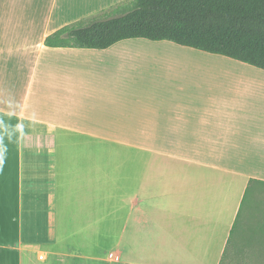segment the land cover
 <instances>
[{
  "label": "crops",
  "instance_id": "obj_1",
  "mask_svg": "<svg viewBox=\"0 0 264 264\" xmlns=\"http://www.w3.org/2000/svg\"><path fill=\"white\" fill-rule=\"evenodd\" d=\"M122 1L0 0V264H218L264 182V106L237 74L264 70L167 40L44 45ZM190 49L222 67L191 73Z\"/></svg>",
  "mask_w": 264,
  "mask_h": 264
},
{
  "label": "trees",
  "instance_id": "obj_2",
  "mask_svg": "<svg viewBox=\"0 0 264 264\" xmlns=\"http://www.w3.org/2000/svg\"><path fill=\"white\" fill-rule=\"evenodd\" d=\"M133 38L167 40L264 70V0H124L57 29L44 45L106 49ZM255 182L259 190L264 187L263 181ZM250 186L218 264L244 251L264 260V202H254L244 223L238 220ZM251 246L259 252L248 251Z\"/></svg>",
  "mask_w": 264,
  "mask_h": 264
},
{
  "label": "rangeland",
  "instance_id": "obj_3",
  "mask_svg": "<svg viewBox=\"0 0 264 264\" xmlns=\"http://www.w3.org/2000/svg\"><path fill=\"white\" fill-rule=\"evenodd\" d=\"M109 9V8H108ZM100 12H97L96 14L92 15L95 16ZM90 17V16H89ZM149 50V51H147ZM164 52V51H163ZM162 51L160 50H152V48H146L145 50H141V54H145L147 56H158L160 55L161 57H163L164 61L166 60L165 58H167V63L171 62L170 61V56H174L175 54L172 51H168L166 54H164ZM190 52L191 51L190 49ZM173 53V54H172ZM194 53H190V55H192ZM194 56V55H192ZM195 59H199L198 61H202V62H198L195 60H190V72L194 73V74H201V75H205L207 73L208 69H218L221 68L222 66L219 64H213L212 62H210L209 64H207L206 59H201L198 57H194ZM203 61H205L206 63H204ZM194 62V63H192ZM199 63V64H198ZM175 69L177 71H182L184 70L183 67H181L179 65V63H175ZM211 65V66H210ZM213 67V68H212ZM220 70V69H219ZM246 71H242L244 73H237L240 76L238 77V79L243 80V82H247L248 84L251 85H257L258 86V91H257V101L260 103L261 108L263 109V101H264V74H260V73H253L252 71H249L247 69H244ZM246 72V73H245ZM226 74L225 72H222ZM227 75V74H226ZM264 114V113H262ZM261 114V115H262ZM256 187V185H251L250 188L247 191V194L244 198V202L242 205V209H241V213H240V217H239V222L240 225L242 223H244V221L247 220L249 214H250V207L254 204V202H259V203H263L264 202V187H261L260 190ZM256 194H261L258 195V197H256ZM253 208V207H252ZM261 212H264V210H262ZM248 223V222H247ZM248 251H256L259 252L258 248L256 246H251V248ZM247 251L242 252L240 255H232L231 259H225V264H264V260L261 261V259H255V257L251 258V255L248 256V254H246Z\"/></svg>",
  "mask_w": 264,
  "mask_h": 264
},
{
  "label": "bare ground",
  "instance_id": "obj_4",
  "mask_svg": "<svg viewBox=\"0 0 264 264\" xmlns=\"http://www.w3.org/2000/svg\"><path fill=\"white\" fill-rule=\"evenodd\" d=\"M162 49V48H161ZM147 51H149V50H147ZM190 53H192V52H190ZM173 54V53H172ZM175 54V53H174ZM176 55H178V54H176ZM181 55V54H180ZM184 56V55H183ZM187 57H190V60H195V61H198L197 59H195L194 57H196V56H188V55H186ZM154 58V57H153ZM184 59V58H183ZM187 59V58H186ZM198 62H202V61H198ZM204 63H206L205 61H203ZM192 63H194V62H192ZM210 62L209 61H207V64H209ZM199 64V63H198ZM211 66V65H210ZM213 68V67H212Z\"/></svg>",
  "mask_w": 264,
  "mask_h": 264
},
{
  "label": "built area",
  "instance_id": "obj_5",
  "mask_svg": "<svg viewBox=\"0 0 264 264\" xmlns=\"http://www.w3.org/2000/svg\"><path fill=\"white\" fill-rule=\"evenodd\" d=\"M117 258V257H116Z\"/></svg>",
  "mask_w": 264,
  "mask_h": 264
}]
</instances>
